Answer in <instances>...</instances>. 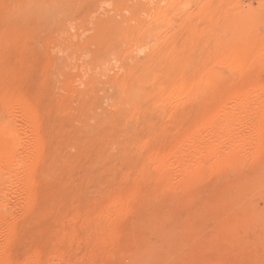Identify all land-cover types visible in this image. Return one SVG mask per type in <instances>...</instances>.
<instances>
[{"label":"rangeland","instance_id":"obj_1","mask_svg":"<svg viewBox=\"0 0 264 264\" xmlns=\"http://www.w3.org/2000/svg\"><path fill=\"white\" fill-rule=\"evenodd\" d=\"M0 136V264H264V0H0Z\"/></svg>","mask_w":264,"mask_h":264},{"label":"bare ground","instance_id":"obj_2","mask_svg":"<svg viewBox=\"0 0 264 264\" xmlns=\"http://www.w3.org/2000/svg\"><path fill=\"white\" fill-rule=\"evenodd\" d=\"M236 105V104H235ZM237 106V105H236ZM187 150V149H186ZM183 152L185 153V150L184 151H182L181 152V154L180 155H183ZM189 153H190V150L188 151ZM177 154V153H176ZM12 155H13V153H12V145H11V142H10V140L6 137V136H0V162H2V160L4 161V163H6V165L3 163V165L4 166H1V164H0V172L1 173H3L4 175L5 174H8L9 172H10V169H11V164L9 163L10 161H11V158H12ZM180 155H179V157H180ZM185 155V154H184ZM187 156H189V154L187 155ZM186 156V157H187ZM182 157V156H181ZM177 158H178V156H177ZM184 158H185V156H184ZM184 158H182V159H184ZM188 158V157H187ZM179 160H181L180 158H178ZM184 160H186V158L184 159ZM11 162H13V161H11ZM182 162H183V160H182ZM185 163H187L186 161H185ZM189 163V162H188ZM184 165V163L183 164H181V166H183ZM180 166V167H181ZM185 167H186V165H185ZM184 168V167H183ZM13 170V169H12ZM181 170H183V169H181ZM185 171H186V169H184ZM13 172V171H12ZM11 173V172H10ZM13 174V173H12ZM5 178V177H4ZM8 179V178H7ZM6 181V180H5ZM108 218V217H107Z\"/></svg>","mask_w":264,"mask_h":264}]
</instances>
